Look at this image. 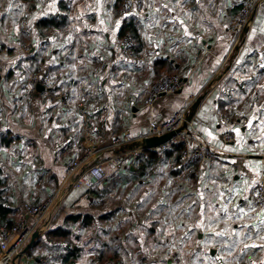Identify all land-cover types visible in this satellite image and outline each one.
<instances>
[{"label":"crops","instance_id":"obj_1","mask_svg":"<svg viewBox=\"0 0 264 264\" xmlns=\"http://www.w3.org/2000/svg\"><path fill=\"white\" fill-rule=\"evenodd\" d=\"M114 5L16 0V7L0 6V168L15 222L64 188L47 232L15 264L45 256L53 264H93L110 251L120 259L125 254L129 264H172L175 250L181 264H264V212L251 199L264 166V6L240 56L213 81L230 51L228 31L240 0H145L138 59L123 53V17ZM23 13L32 20L30 37L18 17ZM62 15L67 25L41 39L38 22ZM158 60L174 72L164 77L178 75L187 86L150 105V90L161 79ZM36 68L56 83L46 99L27 95ZM210 80L194 126L216 153L214 165L194 176L162 155L142 176L137 161L112 164L138 147L117 142L140 137L153 119L172 118ZM228 131L236 140L224 147ZM89 146L97 151L90 163L103 164L107 179L73 186L68 169ZM159 166L161 176L153 173Z\"/></svg>","mask_w":264,"mask_h":264},{"label":"built area","instance_id":"obj_2","mask_svg":"<svg viewBox=\"0 0 264 264\" xmlns=\"http://www.w3.org/2000/svg\"><path fill=\"white\" fill-rule=\"evenodd\" d=\"M145 0H125L124 6L120 11L123 18L139 17L143 14ZM241 9L237 18L231 24L229 34L231 37V47L227 57L222 60L220 66L215 71L211 80L214 81L221 69L233 59L234 56L242 53V50L247 43L248 33L254 27V22L258 11L264 6V0H240ZM1 6V0H0ZM25 35H32L33 30L28 27L25 22L22 25ZM123 53L130 58L138 59L131 50L132 42L129 39L123 40L121 44ZM2 73L0 70V79ZM211 80L201 89L200 93L185 107L179 110L172 118L168 120L157 121L153 119L148 130L140 137L133 139L126 135L121 141L117 142V146L122 144H131L137 142L138 147L130 152L123 154L119 158L112 159L114 165H120L122 159H128L133 164L145 150L156 153L162 156L176 144H182L184 147L182 154L183 165L187 167L189 175H200L201 167L212 166L216 160V153L213 152L211 146L205 139L204 134L197 130L194 126V117L189 119L193 106L200 100L201 93H204L210 85ZM187 86L186 81L178 76H166L153 85L149 93L148 104L152 105L161 99L163 96H173L181 93ZM38 87H42L43 91H38ZM56 83L51 75L35 73L31 78L28 96L33 97L35 94L46 99L49 95L54 94ZM63 107H67L66 101L63 102ZM175 135L168 141L154 147L143 148L140 145L146 140L161 138L168 134ZM236 135L233 131H228L223 135L222 144L224 147L234 144ZM97 151L89 146L85 155L78 161L71 164L68 169V179H74L73 186L90 188L91 183H102L107 179L106 173L101 163H90L96 156ZM79 175V177H76ZM64 188L58 190L53 196L45 202L34 205L29 209L28 213L21 215L10 230L1 229L0 231V264H15L19 257H23L26 247L32 240L33 235L38 232L44 234L48 230V221L50 215L61 200ZM251 199L255 207L264 212V166L258 174V180L255 183ZM32 219L30 222L29 219ZM172 264H181V255L179 250H175L170 255ZM33 264H53V259L50 256H45L33 260ZM98 264H126L125 261L118 258H109Z\"/></svg>","mask_w":264,"mask_h":264},{"label":"trees","instance_id":"obj_3","mask_svg":"<svg viewBox=\"0 0 264 264\" xmlns=\"http://www.w3.org/2000/svg\"><path fill=\"white\" fill-rule=\"evenodd\" d=\"M125 0H115L114 5V14L115 16H120V11L124 6ZM241 9V7H240ZM240 12V11H239ZM67 16L62 15L61 17H48L45 19H41L37 24V32L39 33L41 39H43L48 33L53 31L54 29L59 30L63 29L62 27L67 25ZM34 32V31H33ZM47 32V33H46ZM119 39L123 42L125 39H129L132 42L131 50L133 51L135 56H141L144 48V42L141 35V21L139 17H131V18H123L122 26L119 30L118 34ZM2 51V48L0 49ZM34 61V60H33ZM155 71L156 75L163 79L165 75H172L174 72L170 66V64L166 61L158 60L155 63ZM35 72H40L41 74H48L42 72L40 68H36ZM159 79V81L161 80ZM184 147L182 144L174 145L170 150H168L163 156H166L169 159H172L176 164H183L182 154ZM147 156V162H141L142 156ZM142 156L136 159L139 164L138 172L140 175L144 176L146 169L148 167L155 166L156 163L159 162L160 155H157L154 152L145 150ZM3 170L0 168V229L10 230L14 224V210L12 209L11 203L8 201L5 196V183L3 179ZM90 218H85L84 223L90 224ZM60 231V230H59ZM54 232L49 233L48 236H53ZM63 235V234H62ZM109 258H119L117 254L113 251L106 253L104 256L100 258V262L109 259ZM120 259V258H119Z\"/></svg>","mask_w":264,"mask_h":264},{"label":"water","instance_id":"obj_4","mask_svg":"<svg viewBox=\"0 0 264 264\" xmlns=\"http://www.w3.org/2000/svg\"><path fill=\"white\" fill-rule=\"evenodd\" d=\"M38 91L42 92L43 91V88L42 87H38ZM200 103H201V99L198 100L196 102V104L193 106L192 112H191V114L189 116V119H193V117L195 116V112H196V110H197V108H198V106H199ZM174 135H175L174 133H171V134H168V135L163 136L161 138H154V139L146 140L144 142V144L143 145L141 144L140 146L143 147V148H149V149L150 148H154V147H156V146H158V145H160V144H162V143L170 140ZM39 238H40V234L38 232H36L33 235L31 242L29 243V245L24 250L23 254H26L27 250L29 248H31L34 245L35 241L37 239H39Z\"/></svg>","mask_w":264,"mask_h":264},{"label":"rangeland","instance_id":"obj_5","mask_svg":"<svg viewBox=\"0 0 264 264\" xmlns=\"http://www.w3.org/2000/svg\"><path fill=\"white\" fill-rule=\"evenodd\" d=\"M6 4V3H10V5H12V4H14V6H15V3H16V0H1V5H3V4ZM16 7V6H15ZM264 8V7H263ZM261 10V9H260ZM259 10V11H260ZM258 11V13H257V17H256V19H255V23H256V21L258 20V17L260 18L261 17V15H262V13L261 12H259ZM121 15V14H120ZM18 17L19 18H21V20H24V21H26V22H28V27L29 28H31V26L33 25V24H31V19H28V16L25 14V13H23V14H19L18 15ZM30 37V36H29ZM158 82V81H157ZM157 82H155V83H157ZM154 83V84H155ZM154 171H153V173L155 174V171L157 172V175L158 174H160V176H161V174H164V172H165V170L163 171V172H159V171H161L162 170V167L161 166H159V167H157L156 169L154 168L153 169ZM159 172V173H158ZM151 175H152V173H151ZM156 180V179H155ZM169 188V190L172 192V189H173V187H174V185H172V186H168ZM166 191H167V193H168V190L167 189H165L164 190V192L166 193ZM213 193H217V195H219L220 194V191H215V192H213ZM164 194V193H163ZM170 204H172L171 202H169ZM213 206V205H212ZM151 226V225H150ZM149 226V227H150ZM146 227H148V225H146ZM122 256V260L123 261H125L126 262V264H129L130 263V261H129V259L128 258H126V257H124L125 256V254H123V255H121ZM100 261H95L93 264H98ZM129 262V263H128Z\"/></svg>","mask_w":264,"mask_h":264}]
</instances>
